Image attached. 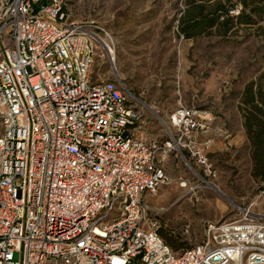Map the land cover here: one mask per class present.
<instances>
[{
	"label": "built area",
	"instance_id": "1",
	"mask_svg": "<svg viewBox=\"0 0 264 264\" xmlns=\"http://www.w3.org/2000/svg\"><path fill=\"white\" fill-rule=\"evenodd\" d=\"M66 5L0 0V264H264V215L250 209L191 248L165 243L147 202L170 183L165 162L187 156L214 179L202 137L228 134L180 106L167 123L155 114L164 140L140 137L124 84L91 78L110 36Z\"/></svg>",
	"mask_w": 264,
	"mask_h": 264
},
{
	"label": "rangeland",
	"instance_id": "2",
	"mask_svg": "<svg viewBox=\"0 0 264 264\" xmlns=\"http://www.w3.org/2000/svg\"><path fill=\"white\" fill-rule=\"evenodd\" d=\"M66 7L70 21L92 22L110 36L116 70L104 53L95 59L91 78L124 84L142 116L140 137L164 140L155 114L167 123L180 106L209 111L218 130L228 134L224 147L208 155L214 179L187 156L165 162L170 183L147 198L161 236L191 248L210 222L233 219L241 209L264 215V184L251 176L237 109L245 84L264 70V20L226 38L188 40L177 29L184 0H67Z\"/></svg>",
	"mask_w": 264,
	"mask_h": 264
},
{
	"label": "trees",
	"instance_id": "3",
	"mask_svg": "<svg viewBox=\"0 0 264 264\" xmlns=\"http://www.w3.org/2000/svg\"><path fill=\"white\" fill-rule=\"evenodd\" d=\"M263 20L264 0H184L177 29L188 40L211 34L226 38L240 27L249 28ZM238 101L237 109L249 146L251 176L264 184V70L245 84ZM158 233L161 236L160 227ZM162 238L174 252L187 249Z\"/></svg>",
	"mask_w": 264,
	"mask_h": 264
},
{
	"label": "crops",
	"instance_id": "4",
	"mask_svg": "<svg viewBox=\"0 0 264 264\" xmlns=\"http://www.w3.org/2000/svg\"><path fill=\"white\" fill-rule=\"evenodd\" d=\"M217 125H218V122H217V120L215 119L214 124H213V129H218ZM241 130H242V132H243V138H244L243 140H245V141L247 142L246 136H245V134H244V130H243V128H242V123H241ZM208 137H212V138L214 139V140H213V146H212L211 152H212V151H219V150H221V149L224 147L223 142H222L220 139L216 138V137L214 136V133H213L212 131H210V132H208L207 134H205V135L202 137V139H205V138H208Z\"/></svg>",
	"mask_w": 264,
	"mask_h": 264
},
{
	"label": "bare ground",
	"instance_id": "5",
	"mask_svg": "<svg viewBox=\"0 0 264 264\" xmlns=\"http://www.w3.org/2000/svg\"><path fill=\"white\" fill-rule=\"evenodd\" d=\"M108 55H109V59L112 61L111 63H112V65H114L113 67H115V69H114V71L116 70V65H115V58H114V52H113V50H112V48H110V52L108 53ZM117 77L120 79V75L118 74V72H117ZM183 186H185V185H183Z\"/></svg>",
	"mask_w": 264,
	"mask_h": 264
}]
</instances>
